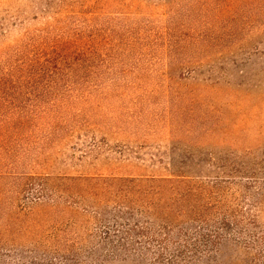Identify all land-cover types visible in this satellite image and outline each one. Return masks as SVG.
<instances>
[{
  "label": "rangeland",
  "instance_id": "374dc122",
  "mask_svg": "<svg viewBox=\"0 0 264 264\" xmlns=\"http://www.w3.org/2000/svg\"><path fill=\"white\" fill-rule=\"evenodd\" d=\"M193 8L170 4L168 18L160 0H0V53L52 28L95 36L90 51L60 46L46 75L0 112L43 121L0 155V264H90L72 257L92 222L66 208V179L164 176L208 155L264 161V4L243 9L251 20L243 30L234 21L232 39L165 48L167 20L184 28L182 42L191 23L202 26ZM257 256L224 240L203 264H264Z\"/></svg>",
  "mask_w": 264,
  "mask_h": 264
},
{
  "label": "trees",
  "instance_id": "16d2710c",
  "mask_svg": "<svg viewBox=\"0 0 264 264\" xmlns=\"http://www.w3.org/2000/svg\"><path fill=\"white\" fill-rule=\"evenodd\" d=\"M160 1L166 5L168 18L170 4H194L195 18L203 21L198 27L193 20L188 41L182 42L184 28L167 20L161 42L168 49L215 46L220 33L232 39L239 32L232 23L241 20L243 30L251 20L243 9L264 4V0ZM44 33L24 38L11 53H0V62L8 64L0 67V112L8 106L15 108L24 91L46 75L50 55L60 46L68 55L90 51L95 42L90 27L85 32L74 26L68 35L55 28ZM29 49H33L31 54ZM40 122L0 117V155L14 150ZM206 158L205 165L170 167L164 176L66 179V208L77 213V208L81 209L92 222L91 232L79 237L80 251L76 248L72 257L90 264L123 259L149 264H203L224 240H230L255 250L258 261L264 263V231L259 220L260 208L264 207V161L236 163L240 158L229 154L220 160L212 155Z\"/></svg>",
  "mask_w": 264,
  "mask_h": 264
}]
</instances>
